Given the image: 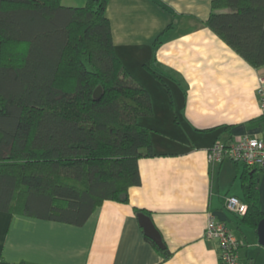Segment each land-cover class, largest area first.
Here are the masks:
<instances>
[{"label":"crops","instance_id":"obj_1","mask_svg":"<svg viewBox=\"0 0 264 264\" xmlns=\"http://www.w3.org/2000/svg\"><path fill=\"white\" fill-rule=\"evenodd\" d=\"M212 1L108 0L115 53L151 97L153 113L138 122L150 129L153 155L139 159L129 202L104 200L82 225L0 210V264H221L219 242L205 236L210 215L235 234L242 264H264L257 228L242 220L247 209L225 207L231 195L246 201V165L209 159L215 143L264 131V65L249 64L206 25ZM250 172L264 212V168ZM139 213L151 217L167 257L146 239Z\"/></svg>","mask_w":264,"mask_h":264},{"label":"trees","instance_id":"obj_2","mask_svg":"<svg viewBox=\"0 0 264 264\" xmlns=\"http://www.w3.org/2000/svg\"><path fill=\"white\" fill-rule=\"evenodd\" d=\"M107 3L0 0V210L82 225L140 184L139 159L153 151L138 118L152 101L115 53ZM205 23L264 65V0H213ZM251 169L242 220L257 228L264 212Z\"/></svg>","mask_w":264,"mask_h":264},{"label":"built area","instance_id":"obj_3","mask_svg":"<svg viewBox=\"0 0 264 264\" xmlns=\"http://www.w3.org/2000/svg\"><path fill=\"white\" fill-rule=\"evenodd\" d=\"M257 94L264 115V75L258 78ZM225 157L249 168H264V131L259 135H244L229 144L217 142L209 150L211 161L221 162ZM225 207L232 213L242 215L247 204L239 197L231 195L227 197ZM205 236L219 242L221 264H242L238 253V239L225 222L210 215Z\"/></svg>","mask_w":264,"mask_h":264},{"label":"water","instance_id":"obj_4","mask_svg":"<svg viewBox=\"0 0 264 264\" xmlns=\"http://www.w3.org/2000/svg\"><path fill=\"white\" fill-rule=\"evenodd\" d=\"M102 94V88L98 87L94 91V96L96 98L100 97ZM139 223L144 229V233L150 237L160 248H165L164 242L162 240V237L155 227L151 217L145 213H139L138 214ZM257 233L260 244L264 246V218H262L257 226Z\"/></svg>","mask_w":264,"mask_h":264}]
</instances>
